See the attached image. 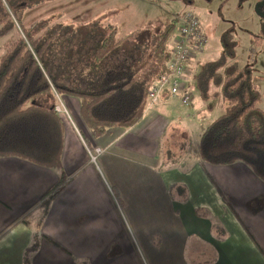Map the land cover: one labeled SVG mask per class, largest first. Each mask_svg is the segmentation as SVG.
<instances>
[{"label": "crops", "instance_id": "obj_1", "mask_svg": "<svg viewBox=\"0 0 264 264\" xmlns=\"http://www.w3.org/2000/svg\"><path fill=\"white\" fill-rule=\"evenodd\" d=\"M207 15L198 17L208 32ZM207 46L206 55H218ZM192 70L189 63L190 106L165 94L133 127L96 139L79 99L61 96L73 117L64 118L66 185L51 201L43 198L59 170L0 157V264H26L36 242L27 264H264V181L245 163L211 165L191 151L160 169L162 153H182L189 138L196 148L219 116V103L207 104L192 86ZM96 148L103 151L93 160ZM215 224L225 238L212 233Z\"/></svg>", "mask_w": 264, "mask_h": 264}, {"label": "trees", "instance_id": "obj_2", "mask_svg": "<svg viewBox=\"0 0 264 264\" xmlns=\"http://www.w3.org/2000/svg\"><path fill=\"white\" fill-rule=\"evenodd\" d=\"M33 1L14 4L6 0L7 10L0 0V39L18 33L0 53V157L15 156L59 170L58 183L43 198L51 201L67 179L62 172L66 127L55 108L57 95L79 99L80 116L95 139L114 126L133 127L144 118L152 86L170 73L167 38L176 23L168 25L160 37L153 28L135 37H119L110 17L104 15L79 26L40 20L25 27L20 9ZM42 1L50 0H38ZM256 1L263 3L264 11V0ZM261 23V31L253 34L251 60L257 46L264 43V21ZM220 39L221 57L195 73L192 86L203 101L223 97L227 107L202 128L196 148L189 138L180 156L163 158L160 169L179 164L183 154L195 151L199 160L211 165L243 162L264 181L263 97L253 84L251 66L228 61L235 57L232 32H224ZM196 212L210 215L206 209ZM212 231L218 238L227 234L219 224ZM36 247L37 242L25 252L26 264Z\"/></svg>", "mask_w": 264, "mask_h": 264}, {"label": "rangeland", "instance_id": "obj_3", "mask_svg": "<svg viewBox=\"0 0 264 264\" xmlns=\"http://www.w3.org/2000/svg\"><path fill=\"white\" fill-rule=\"evenodd\" d=\"M12 1L17 4V0ZM3 3L5 8L9 10L6 0H3ZM29 4V7L20 9L25 27H29L33 22L40 20H48L51 25L75 24L79 26L104 15L110 17L108 21L115 26L119 37H135L142 30L152 28L154 33L160 37L168 25L173 21L176 23L177 19L189 9L195 10L199 16L208 13L211 31H205L201 25L209 45H212V51L216 49L218 55L215 54L216 51L212 55H206L207 46L205 52H199L195 58L191 59V69L193 68L191 73L193 80H191L195 82V73H198L207 62L218 60L221 57V43H218L220 38L216 34H221L222 30L232 32L235 40V57L228 59V61L238 63L239 66H251L253 84L261 92L263 97L261 107L264 108V43L257 46V52L253 56L254 61L251 60V47L255 46L253 34L261 31V22L264 21L262 4L256 0H50L47 2L34 0ZM18 28L20 32L23 31L19 25ZM16 32H11L8 36L0 39V53L6 49L7 44L17 37L18 33ZM176 32L175 29L167 38L168 50H172L174 46L173 38ZM194 88L196 87L194 86ZM190 91L193 94L192 87ZM196 91L199 90L196 88ZM214 102L219 103L217 105L218 115L222 114L227 107L226 100L223 97L213 96L210 103L207 104ZM66 107L71 114L67 104ZM72 117V115L63 116L68 122L72 120ZM170 149L169 154L166 153L167 150L161 156L177 159L180 156L181 147L175 149L170 147Z\"/></svg>", "mask_w": 264, "mask_h": 264}, {"label": "built area", "instance_id": "obj_4", "mask_svg": "<svg viewBox=\"0 0 264 264\" xmlns=\"http://www.w3.org/2000/svg\"><path fill=\"white\" fill-rule=\"evenodd\" d=\"M176 34L174 35V46L168 62L170 73L164 75L152 86L149 92L151 102H159L162 96H179L185 106H190L193 94L186 78L189 63L199 52H203L208 44V38L202 29L201 21L195 10L189 9L176 21ZM61 96L57 95L56 111L63 116H70L69 110L64 104ZM103 151L96 148L89 151L93 160Z\"/></svg>", "mask_w": 264, "mask_h": 264}, {"label": "flooded vegetation", "instance_id": "obj_5", "mask_svg": "<svg viewBox=\"0 0 264 264\" xmlns=\"http://www.w3.org/2000/svg\"><path fill=\"white\" fill-rule=\"evenodd\" d=\"M263 4V3H262Z\"/></svg>", "mask_w": 264, "mask_h": 264}]
</instances>
